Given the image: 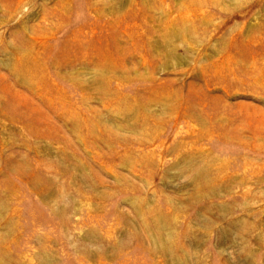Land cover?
<instances>
[{
  "label": "rangeland",
  "instance_id": "1",
  "mask_svg": "<svg viewBox=\"0 0 264 264\" xmlns=\"http://www.w3.org/2000/svg\"><path fill=\"white\" fill-rule=\"evenodd\" d=\"M0 264H264V0H0Z\"/></svg>",
  "mask_w": 264,
  "mask_h": 264
}]
</instances>
